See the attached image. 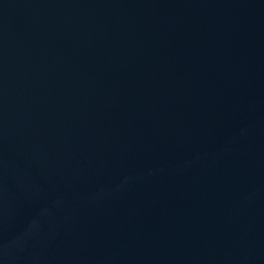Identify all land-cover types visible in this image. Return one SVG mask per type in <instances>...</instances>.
I'll list each match as a JSON object with an SVG mask.
<instances>
[{
    "label": "water",
    "instance_id": "95a60500",
    "mask_svg": "<svg viewBox=\"0 0 264 264\" xmlns=\"http://www.w3.org/2000/svg\"><path fill=\"white\" fill-rule=\"evenodd\" d=\"M0 264H264V0H0Z\"/></svg>",
    "mask_w": 264,
    "mask_h": 264
}]
</instances>
